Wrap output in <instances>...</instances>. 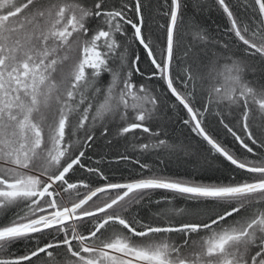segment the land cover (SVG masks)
Masks as SVG:
<instances>
[{
	"label": "snow or ice",
	"instance_id": "obj_1",
	"mask_svg": "<svg viewBox=\"0 0 264 264\" xmlns=\"http://www.w3.org/2000/svg\"><path fill=\"white\" fill-rule=\"evenodd\" d=\"M192 8L0 0V264H264V0Z\"/></svg>",
	"mask_w": 264,
	"mask_h": 264
},
{
	"label": "trees",
	"instance_id": "obj_2",
	"mask_svg": "<svg viewBox=\"0 0 264 264\" xmlns=\"http://www.w3.org/2000/svg\"><path fill=\"white\" fill-rule=\"evenodd\" d=\"M193 8H192V0H189V13H193ZM197 19L200 21L202 25L207 27L210 30H214L217 25H223L225 24V18L222 16L221 11L218 8H209L203 12L196 13ZM163 22V21H161ZM252 77L249 76V79ZM175 128L179 129V125H175ZM229 139H231L229 137ZM110 151V150H106ZM173 170H183V169H177L175 162L171 166ZM177 206H184L182 203L179 201L177 202ZM147 211V209L145 210Z\"/></svg>",
	"mask_w": 264,
	"mask_h": 264
}]
</instances>
